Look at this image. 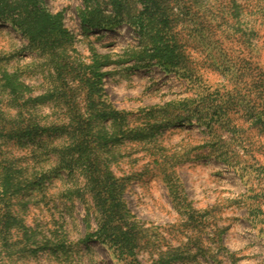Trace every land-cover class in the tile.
<instances>
[{
  "label": "rangeland",
  "instance_id": "obj_1",
  "mask_svg": "<svg viewBox=\"0 0 264 264\" xmlns=\"http://www.w3.org/2000/svg\"><path fill=\"white\" fill-rule=\"evenodd\" d=\"M140 1L121 0L123 21ZM36 2L61 33L34 44L11 27L20 0H0V264H264V0H154L143 35L77 18L105 23L110 0ZM89 177L121 187L104 217Z\"/></svg>",
  "mask_w": 264,
  "mask_h": 264
},
{
  "label": "trees",
  "instance_id": "obj_2",
  "mask_svg": "<svg viewBox=\"0 0 264 264\" xmlns=\"http://www.w3.org/2000/svg\"><path fill=\"white\" fill-rule=\"evenodd\" d=\"M110 15L103 16L105 23L101 24L94 21V18L91 19L89 15L80 13V10H77V18L82 22L83 25H87L90 28H104L111 29L118 24H126L128 28H130L133 32L138 35H143L146 32L147 24L154 20L153 15L151 13V9L157 8L154 0H141L142 4L141 11L138 13H127L123 16H126L127 21H123L121 19V15L123 14L124 8L121 4V0H110ZM20 10L24 11V25H20L17 27L16 24H12L11 27L19 32L22 36L28 39L31 43H39L41 40H44L50 34H59L61 33V29L59 26V14L51 15L47 12L43 7H40L36 0H20ZM83 4L85 5V0H83ZM102 19V20H103ZM31 22V23H30ZM141 32L143 34H141ZM150 51L152 52L151 57L156 60V62L162 66V68L166 72H170L175 68L178 64V56L176 53V47L173 42L164 41L163 35H161L160 31L155 33H151L150 36ZM99 75H95L92 72V69L88 68V77L85 80L86 89L89 92V97L91 98L96 86L99 84ZM108 115L111 116L112 121H118L121 117L120 113H116L115 111H109ZM25 134L29 135L30 132H26ZM90 180L89 190L92 193V197L94 202H96V206L103 213V217L105 215L106 209L108 211L111 208H118L121 204V187L118 185L116 181H114L111 177H107L104 180H100L92 177H89ZM168 192L170 195L174 194V190L171 186L168 185ZM119 209H123L121 205ZM118 219L122 220V213L117 211ZM110 218V217H106ZM110 219L107 223H103L102 229L104 233H107L109 241L112 246H114L120 255L125 257H135L134 253V243H133V235L129 230H125L122 227L112 226ZM101 228V226H100ZM99 231V230H98ZM99 234V232H98ZM99 236V235H98ZM100 243H105L106 241H99ZM136 264V261H134Z\"/></svg>",
  "mask_w": 264,
  "mask_h": 264
}]
</instances>
